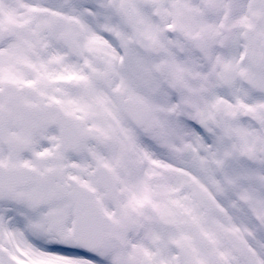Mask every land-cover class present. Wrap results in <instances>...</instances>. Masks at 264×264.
<instances>
[{"label":"snow or ice","instance_id":"snow-or-ice-1","mask_svg":"<svg viewBox=\"0 0 264 264\" xmlns=\"http://www.w3.org/2000/svg\"><path fill=\"white\" fill-rule=\"evenodd\" d=\"M0 264H264V0H0Z\"/></svg>","mask_w":264,"mask_h":264}]
</instances>
